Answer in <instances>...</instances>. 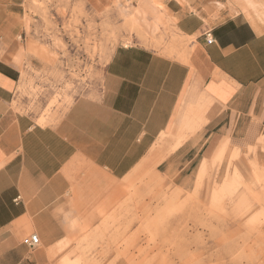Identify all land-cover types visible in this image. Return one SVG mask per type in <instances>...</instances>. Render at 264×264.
Masks as SVG:
<instances>
[{
	"label": "crops",
	"instance_id": "1",
	"mask_svg": "<svg viewBox=\"0 0 264 264\" xmlns=\"http://www.w3.org/2000/svg\"><path fill=\"white\" fill-rule=\"evenodd\" d=\"M22 1L0 0V264H59L60 243L73 235L68 222L87 213L82 204L105 194L93 198L94 180L99 189L118 190L161 134L168 150L152 156L178 177L196 171L224 137L264 135L261 15L220 10L213 21L206 0H161L175 27L191 38L186 59L118 45L100 91L75 98L54 122L39 124L12 106L25 58ZM31 232L40 239L34 248L23 243Z\"/></svg>",
	"mask_w": 264,
	"mask_h": 264
},
{
	"label": "rangeland",
	"instance_id": "2",
	"mask_svg": "<svg viewBox=\"0 0 264 264\" xmlns=\"http://www.w3.org/2000/svg\"><path fill=\"white\" fill-rule=\"evenodd\" d=\"M206 1L213 21L220 10L248 11L264 25V0L262 14L254 2ZM21 9L25 58L12 106L39 124L54 122L75 98L96 95L118 45L179 60L192 47L161 0H23ZM221 140L225 148L201 174L199 165L180 177L167 161L158 166L152 151L168 150L161 134L118 190L99 189L95 179L90 194H105L68 222L73 235L60 243L59 264H264V135Z\"/></svg>",
	"mask_w": 264,
	"mask_h": 264
},
{
	"label": "bare ground",
	"instance_id": "3",
	"mask_svg": "<svg viewBox=\"0 0 264 264\" xmlns=\"http://www.w3.org/2000/svg\"><path fill=\"white\" fill-rule=\"evenodd\" d=\"M245 2L248 4V5H250V6H252V4H253V0H245ZM261 2V1H260ZM245 3V4H246ZM255 3H258V5H262V2L261 3H259V2H255ZM247 4H246V6H247ZM257 5V6H258ZM250 6H247V7H250ZM256 6V7H257ZM260 7V6H259ZM251 8V7H250ZM252 8H254L253 6H252ZM256 9V8H255ZM253 10V9H252ZM259 10V9H258ZM254 11H257V9L256 10H254ZM253 13V12H252ZM256 13V12H255ZM254 13V15H256ZM259 13V12H258ZM261 13V12H260ZM262 14V13H261ZM247 16H249V15H247ZM246 16V17H247ZM250 17H252V16H250ZM251 20H253V19H251ZM262 23V22H261ZM260 23V24H261ZM224 143H225V141L224 140H221L220 139V141H217V142H215L214 144H213V149H212V151L207 155V156H204L203 157V159H202V161H201V163L199 164V168H198V172L196 173V174H201V173H203L205 170H206V168H207V166L211 163V160H212V158H213V156L215 155V153H217V152H219L220 150H223V148H225L224 147Z\"/></svg>",
	"mask_w": 264,
	"mask_h": 264
},
{
	"label": "built area",
	"instance_id": "4",
	"mask_svg": "<svg viewBox=\"0 0 264 264\" xmlns=\"http://www.w3.org/2000/svg\"><path fill=\"white\" fill-rule=\"evenodd\" d=\"M205 39L207 43H211L213 38L211 36V30L205 31ZM23 243L26 244L29 248H34L39 245L40 239L37 233L31 232L23 238Z\"/></svg>",
	"mask_w": 264,
	"mask_h": 264
}]
</instances>
